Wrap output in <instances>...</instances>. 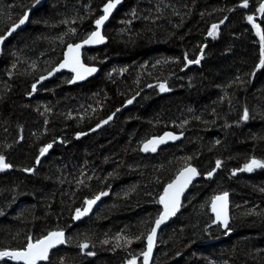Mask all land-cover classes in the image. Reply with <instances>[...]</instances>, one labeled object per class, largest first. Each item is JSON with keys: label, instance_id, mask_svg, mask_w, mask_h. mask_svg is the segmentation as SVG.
<instances>
[{"label": "trees", "instance_id": "16d2710c", "mask_svg": "<svg viewBox=\"0 0 264 264\" xmlns=\"http://www.w3.org/2000/svg\"><path fill=\"white\" fill-rule=\"evenodd\" d=\"M262 1L120 0L105 45L83 52L98 75L77 85L60 74L32 91L69 44L94 31L109 0H45L33 11L37 0H0V36L30 11L25 28L0 44V156L11 165L0 171V251L63 231L66 242L39 264H144L163 189L191 166L198 180L161 229L151 264H264V168L240 171L264 161ZM165 132L183 138L140 150ZM225 192L224 232L209 206Z\"/></svg>", "mask_w": 264, "mask_h": 264}, {"label": "snow or ice", "instance_id": "6c2138e0", "mask_svg": "<svg viewBox=\"0 0 264 264\" xmlns=\"http://www.w3.org/2000/svg\"><path fill=\"white\" fill-rule=\"evenodd\" d=\"M39 0H37V3ZM120 3V0H109V2L105 5L103 11L104 15L101 16L99 19L95 21L97 28H99L104 21H106L111 13V11L116 7L117 4ZM248 0H244L243 7H247ZM262 13H264V4L260 5L259 9ZM28 19L27 13H25L18 22L14 23L11 26L10 31H8L7 35L0 36V44L4 42L8 38V36L12 35L13 32L16 31L21 25H23ZM248 21L251 23L253 21V17L249 16ZM253 27L259 29L258 25L253 24ZM218 25H212V30L209 31L208 35L215 38L216 36V29ZM72 32H75V29H71ZM257 34L260 36L261 40V54L264 56V34H261L258 30ZM104 42V37L101 35L100 31H94L86 40L83 41V44H76V45H68V52L66 54V58L62 64L59 65L55 71H59L61 68L68 67L76 73L75 79L82 80L85 78V74H92L96 71L95 68H86L80 61V49L83 47L84 44H98ZM200 61H188V63H196L198 64ZM261 66H264V60H261ZM52 73H49L51 75ZM47 77H42L41 79H46ZM72 82H75L72 81ZM161 92L168 91L169 89L165 86V84H160ZM33 91L36 90V85L33 84L32 86ZM128 103H132L131 100ZM243 120L249 119V112L247 109L243 112ZM111 119V117H109ZM104 124L108 123V120L103 121ZM166 137L169 139H179V137L172 135L171 133H166ZM165 137H160L156 140H149L143 145V151H152L155 152L157 150V146L159 144L165 143ZM52 145L49 144L46 148L41 149V155L48 151V148H51ZM221 166V162H216V167L219 168ZM11 165L5 162V158L0 156V171H4L7 168H10ZM256 168H264V161L258 159H251V161L245 164L243 169L240 171H248L251 172ZM25 171H32L30 169H25ZM197 170L194 167H186L183 169L177 178L169 183L167 187L164 189V195L160 197V203L164 206L163 213L156 219L155 227L151 230L150 234L147 237L148 246L147 251L143 253L144 255V264H148V259L151 255L154 238L156 236V230L160 227L162 223H164L169 217L174 216L180 208V197L183 194L184 190L187 188L188 184L191 183V180L194 176H196ZM235 171L233 175H235ZM213 175V172L208 173V177L210 178ZM101 195H107V193H102ZM100 197L97 196L93 200L86 201L88 207L84 208L83 210L77 209L76 210V219H80L82 216L87 215L91 211V206L99 200ZM212 211L215 213L216 222H219L225 229L228 228L229 224V215H228V193L225 192L222 195H218L214 197L212 200ZM120 237H117L119 240ZM66 242L65 233L63 231H54L48 233L46 236L42 238H38L33 240V238L29 237V242L27 243L26 247L22 250H15V251H0V260H4L5 258H9L16 262H22V264H39L41 261H48L49 260V253L51 249L55 248L58 245L64 244ZM130 243V241H128ZM107 243V241H105ZM81 250L87 249L89 247L88 243H82L78 245ZM119 246V245H117ZM88 255H94L92 252H88ZM129 264H135V260L130 261Z\"/></svg>", "mask_w": 264, "mask_h": 264}, {"label": "water", "instance_id": "95a60500", "mask_svg": "<svg viewBox=\"0 0 264 264\" xmlns=\"http://www.w3.org/2000/svg\"><path fill=\"white\" fill-rule=\"evenodd\" d=\"M44 1H45V0H39L38 3L36 2V3L32 6L31 11L40 8V7L43 5ZM262 4H264V0L262 1ZM103 9H104V8H103ZM116 9H117V5H116V7L111 11V13H110L108 19H107L106 21H104V23H103L99 28H97V25H96V23H95V25H94V27H95L94 31L99 30L100 33H101V35L104 37V29L106 28V26H107L108 23L110 22V20H111L113 14L115 13ZM27 15H28V19H29L30 11L27 12ZM103 15H104V11H103L102 16H103ZM28 19H27V21H26L23 25H21L19 28H17L16 31L12 33V35L8 36V38L11 37V36H13L14 34L20 32L21 30H23V29L25 28L27 22H28ZM10 29H11V28H10ZM9 31H10V30H9ZM94 31H93V32H94ZM93 32H92V33H93ZM7 33H8V32H7ZM7 33H6V35H7ZM92 33H91V34H92ZM91 34H90V35H91ZM90 35H89V36H90ZM89 36H88V37H89ZM88 37H87V38H88ZM8 38H7V39H8ZM87 38H86V39H87ZM86 39H85V40H86ZM4 41H5V40H4ZM83 41H84V40H83ZM83 41H81V42H79V43H77V44H83ZM105 43H106V39H105V37H104V42H102V43H98V44H84V45H83V47L80 49V61H81V63H82L86 68H95V67H88V66H86V65L83 63V57H82V56H83V52H84V50H96V49H99V48L103 47V46L105 45ZM75 45H76V44H75ZM67 52H68V46L65 48V50H64V52H63L62 60L59 62V64H58L54 69H52V70L49 72V73H52V74L49 75V73H48V74H46L45 76H43V77H47L46 79H41V78H42V77H41V78L38 80V82L35 84V85H36V88L39 87L40 85H42L43 83L49 81L50 79H52L54 76H56V75H60V74H67V75H70L71 78H72V81L75 80V82H73V83H74V84H77V85H80V84H82V83H84V82H86V81H88V80H90V79H92V78H94L95 76L98 75L99 70H98L97 68H95V69H96L95 72H93V73L90 74V75L85 74V78H84V79H82V80H77V79H75V77H76V73H74L73 71H71V69L68 68V67L61 68L59 71H55V69L58 68L59 65L62 64V63L64 62V60H65V58H66V54H67ZM32 90H33V89H32ZM135 98H136V97H135ZM135 98L131 99V101L133 102ZM129 105H131V103L129 104V103L127 102L124 106H122L120 109H118L114 114H116V113H118V112H120V111L126 109ZM113 116H114V115H112V116H111V119L108 120V123H110V122L112 121ZM108 123H107V124H108ZM105 125H106V124L103 123L102 125L96 127V128H95L94 130H92V131H95V130H97V129H99V128L105 126ZM166 133H171L172 135L179 137V139H175V140H173V139H169L168 137L165 136ZM83 136H84V135H83ZM160 137H165V141H166V142H165V143H162V144H159V145L157 146V150H156V151H158L160 148L166 147V146H168V145H175V144H177L179 141L182 140V138H183V134H174V133H172V132H165V133L161 134L160 136L152 137V138L148 139L147 141H149V140H156V139H159ZM147 141H146V142H147ZM146 142H144V143L141 145L140 150H141L144 154H146V153H154V152H152V151H147V152L143 151V145H144ZM45 148H46V147H45ZM49 149H50V148H48V150H49ZM156 151H155V152H156ZM46 153H47V152H45L43 155H41V154L39 155L35 167L38 166L39 162L44 158V156L46 155ZM188 167H189V166H188ZM185 168H186V167H185ZM185 168H183V169H185ZM183 169H182V170H183ZM182 170H180V171L176 174V176L174 177V179H173L171 182H173V181L177 178V176L180 174V172H181ZM6 171H10V168L6 169ZM22 172H23V173H27V174H29V173H31L32 171H22ZM212 176H213V175H212ZM212 176H211V177H212ZM211 177H210V178H211ZM203 178H204L205 180H208V179H209L208 174L205 175V176H203ZM197 180H198V174L192 178L191 183L188 184L187 188L184 190L183 194L181 195V197H180V208H181L182 201H183L185 195L187 194V192L190 190V188L195 184V182H196ZM171 182H170V183H171ZM167 185H168V184H167ZM167 185L164 187V189L167 187ZM164 189H163L162 195H164ZM221 195H222V194H221ZM217 196H218V195H217ZM215 197H216V196H215ZM213 199H214V198H213ZM213 199H212V200H213ZM212 200H211V202H210L209 209H210V214H211L212 217H213V224H214V225H219L220 228H221V230L225 232L227 229H225V228H224L219 222H216L215 213L212 211ZM160 204H161V203H160ZM93 205H94V204H93ZM93 205L91 206V211H90L87 215H89V214L92 212V207H93ZM86 207H88V205H86ZM180 208H179V211H180ZM163 211H164V206L161 204V213H160V215L163 213ZM179 211H177V213H176L174 216L169 217V218H168L164 223H162V224L160 225V227L156 230V236H155V238H154V243H153V248H152L151 255H150L149 259H148V264H151V262H152L153 254H154L155 247H156L157 237H158V235H159L161 229H162L164 226H166V225H167V224H168L173 218H175V216L179 213ZM87 215L82 216V217H86ZM228 215H229V223H230V203H229V195H228ZM75 222H77V219H76V218H75ZM154 227H155V223H154L152 229H153ZM152 229H151V230H152ZM147 246H148V240H147V244H146V250H147ZM57 247H58V246H56L55 248L51 249L50 253H51L53 250H55ZM84 250H85V249H83V250H81V251L83 252ZM50 253H49V255H50ZM89 256H90V255H89ZM7 259H9V258H7ZM15 262H16V261H15ZM41 262H44V261H41ZM17 264H22V262H17Z\"/></svg>", "mask_w": 264, "mask_h": 264}, {"label": "bare ground", "instance_id": "6f19581e", "mask_svg": "<svg viewBox=\"0 0 264 264\" xmlns=\"http://www.w3.org/2000/svg\"><path fill=\"white\" fill-rule=\"evenodd\" d=\"M61 60H62V59H61ZM53 69H54V68H53ZM47 74H48V73H47ZM32 89H33V88H32ZM32 91H33V90H32ZM141 153H142V152H141ZM35 165H36V163H35ZM7 169H8V168H7ZM5 171H6V169H5ZM228 226H229V224H228ZM227 229H228V228H227ZM226 231H227V230H226ZM53 251H54V250H53ZM53 251H52V252H53ZM52 252H51V253H52ZM51 253H50V254H51Z\"/></svg>", "mask_w": 264, "mask_h": 264}, {"label": "flooded vegetation", "instance_id": "af4514ba", "mask_svg": "<svg viewBox=\"0 0 264 264\" xmlns=\"http://www.w3.org/2000/svg\"><path fill=\"white\" fill-rule=\"evenodd\" d=\"M87 208V207H86Z\"/></svg>", "mask_w": 264, "mask_h": 264}]
</instances>
